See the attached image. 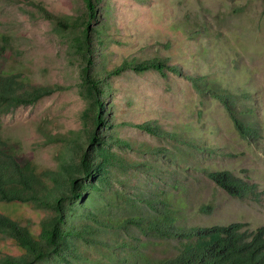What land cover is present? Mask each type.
<instances>
[{"label": "trees", "instance_id": "1", "mask_svg": "<svg viewBox=\"0 0 264 264\" xmlns=\"http://www.w3.org/2000/svg\"><path fill=\"white\" fill-rule=\"evenodd\" d=\"M29 2L63 39L78 72V94L86 104L77 130L52 133L37 125L45 144L55 148L52 164L26 158L0 133V264H48L51 260L56 264H264V225L255 229L239 221L182 225V210L188 202L174 171L159 161L140 160L127 152L181 165L185 159L181 143H187L182 132L190 124L170 122L166 128L159 118L135 123L152 136L168 140L170 145L165 146L120 136L118 124L108 116L105 96L111 76L127 68L136 72L166 69L182 75L180 64L171 62L169 55H155L106 67L101 58L107 39L93 24L99 19L102 0H83V7L73 14L53 13L38 2ZM177 26L168 25L166 35L187 28ZM170 41L169 37L166 46ZM7 50L13 59L22 52L8 34L0 33V54ZM204 51L197 48L188 54L197 58ZM184 76L200 94L222 102L243 138L258 142L261 125L254 118L255 108L242 102L252 99L247 89L240 95L224 89L217 84L215 72L210 80L206 75ZM60 88L58 83L35 79L24 68H0V126L3 116L17 106L34 104ZM191 142V151L206 154L204 163L192 169L232 196L259 197L256 184L249 179L205 162L206 156L218 155V148ZM208 208L202 205L200 210L206 213ZM31 211L37 213L36 223H28ZM134 229L151 238L134 243L130 233ZM173 239L178 245L172 255L142 251L151 245L166 248Z\"/></svg>", "mask_w": 264, "mask_h": 264}, {"label": "rangeland", "instance_id": "2", "mask_svg": "<svg viewBox=\"0 0 264 264\" xmlns=\"http://www.w3.org/2000/svg\"><path fill=\"white\" fill-rule=\"evenodd\" d=\"M29 1L0 0V33L8 34L22 51L15 59L10 57L9 50L0 54V68H24L35 79L58 83L61 88L34 104L17 106L3 116L0 133L26 158L52 164L55 148L45 144L37 125L52 133L77 130L81 127L80 115L86 101L78 94V72L63 39L53 30L50 20ZM32 1L57 14H73L83 7V0ZM99 12V19L93 24L107 39L100 57L106 67L120 65L124 59L155 55H169L171 62L180 64L183 76L166 69L136 72L127 68L110 77L111 87L105 97L108 116L118 124L117 134L122 137L132 136L168 146V140L152 136L135 123L159 118L166 128L170 122L192 126L182 132L187 143H181L185 153L181 165L127 150L137 159L156 160L174 171L172 174L185 188L188 202L182 210V225L209 226L239 221L251 229L263 226L264 0H102ZM172 24L187 28L167 36L166 27ZM169 37L171 41L166 46ZM197 48L204 49V55L189 57L188 53ZM213 72L217 84L224 89L237 95L243 89L250 93L252 99L242 102L255 108L254 118L261 125L258 142L243 138L222 102L210 94H200L184 76L206 75L210 80ZM189 141L218 148V155L206 156L205 162L249 179L256 184L259 197L252 200L232 196L192 169L198 162L204 163L205 153L191 151ZM225 152L233 156L227 157ZM202 205L209 206L208 212L200 210ZM30 213L28 223H36L37 213ZM130 233L134 243L151 238L136 229ZM175 245L177 240L173 239L166 248L151 245L142 251H150L155 256L172 255L177 252ZM48 264L56 263L51 260Z\"/></svg>", "mask_w": 264, "mask_h": 264}]
</instances>
